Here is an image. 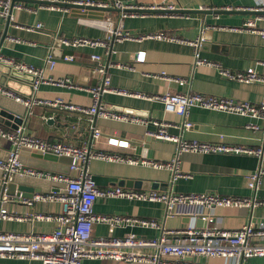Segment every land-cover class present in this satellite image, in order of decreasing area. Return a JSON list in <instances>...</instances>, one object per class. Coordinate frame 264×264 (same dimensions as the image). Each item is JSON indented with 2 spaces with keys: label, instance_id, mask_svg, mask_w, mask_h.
I'll return each mask as SVG.
<instances>
[{
  "label": "crops",
  "instance_id": "obj_1",
  "mask_svg": "<svg viewBox=\"0 0 264 264\" xmlns=\"http://www.w3.org/2000/svg\"><path fill=\"white\" fill-rule=\"evenodd\" d=\"M59 2L66 0H58ZM111 2V0H102ZM125 3L143 6H161L166 9H204L241 8L244 10L264 8V0H123ZM22 8H16L12 13V21L20 25L9 26L8 36L0 45V53L17 61L41 66L44 58L50 54L56 64L53 68L44 70L46 81L34 91L33 96L44 101H54L62 98L68 103L91 105L92 94L88 88L97 84L98 76L94 73L92 53H99L108 65L111 84L115 88L141 90L148 93H165L187 91L223 96L252 103L264 102V83H244L230 80L221 75L216 66L207 64L194 65V49L191 44L170 42L155 38H128L110 42L112 52L106 54L103 47H67L56 44L57 36L90 38H105L106 28L99 24L110 18L114 27L125 33L146 35L157 31H173L179 36L193 40L199 34L202 25L205 26V42L201 49V56L221 64L231 70H245L256 66L262 70L259 61H264V36L259 32L233 29L241 27L245 21L258 14L245 13H141L121 17L118 11H98L59 5H47L41 0L17 1ZM114 7V6H112ZM116 8V7H115ZM147 8V7H146ZM159 8V7H156ZM7 17L0 16V34L6 27ZM41 24L42 28H37ZM258 27L264 30V20L258 22ZM33 28V29H32ZM145 51L143 61L136 60V53ZM72 55V61L64 60V56ZM122 64V66H117ZM181 77L189 80L187 87L179 85L174 80L162 75ZM70 78V84L57 82L60 78ZM50 79V80H49ZM17 89L8 88L17 94L29 98L32 91L27 80L20 78ZM0 85L4 86L0 83ZM5 87V86H4ZM103 100L121 113L137 115L148 120L147 124H137L111 119H97V125L103 135L97 147L99 150L120 153L141 160L171 161L176 154V143L148 135L155 130L152 120H167L175 124L168 131L189 140L205 142H227L250 147H259L264 143V121L249 116L210 110L203 107H192L188 120L194 123L191 129L183 128L184 118L174 113H165L159 102L134 98L114 92H106ZM0 104L9 110L23 116L27 132L48 140H65L75 145H82L92 139V129L87 117L71 110L61 109L45 103L36 105L33 114L28 116L26 106L0 93ZM254 122L259 129H251L247 124ZM21 124V125H22ZM5 130H14L11 124L0 123ZM20 126V125H19ZM116 136L129 141L128 147L108 145L106 137ZM149 139V147L143 155H136L135 141ZM12 143L0 135V154L5 155L12 149ZM31 156L29 152L28 157ZM178 169H158L147 165H134L92 159L88 169L96 184L101 188L122 186L121 178H147L167 183V189L180 193L214 191L222 195L254 196V191L247 184L248 175L258 170L261 158L257 155L237 153H195L183 151L179 154ZM68 166L66 162H56ZM42 168V167H38ZM47 169V168H42ZM50 170V169H48ZM52 170V169H51ZM54 171V170H53ZM60 172V171H59ZM28 177V176H26ZM18 185H26L33 190L47 192L63 185L46 179L16 177ZM133 190H152L145 188H129ZM1 183L0 171V190ZM37 192V191H36ZM11 195V194H10ZM257 198L264 200V176L256 191ZM11 210L20 215H35L37 213H58L62 206L60 202H37L33 206L25 204L19 194L13 195ZM94 211L99 214L134 215L155 218L161 222L165 220L167 227H181L196 220L186 221V217L165 219V208L160 202L129 200L125 198L99 197L94 204ZM215 224L227 229H236L246 223L257 225L264 221V206L252 207H220L214 211ZM0 227L13 231L50 232L56 227L54 221L23 220L1 221ZM108 225L96 223L94 236L108 234ZM134 232L141 237H155L161 233L160 229L140 226H120L115 234L122 236ZM264 242V239L261 240ZM206 262V259H200ZM214 264H223L224 259L209 260ZM0 264H43L39 260L0 258ZM83 264H123L112 260L86 259ZM243 264H264V256L252 257Z\"/></svg>",
  "mask_w": 264,
  "mask_h": 264
},
{
  "label": "built area",
  "instance_id": "obj_2",
  "mask_svg": "<svg viewBox=\"0 0 264 264\" xmlns=\"http://www.w3.org/2000/svg\"><path fill=\"white\" fill-rule=\"evenodd\" d=\"M55 2L58 0H49ZM89 6H114L119 9L125 8H156L161 6H143L125 3L123 0H66ZM12 0H0V16L6 18L10 14ZM53 5V4H50ZM22 8L17 4L16 8ZM166 8V7H163ZM173 9V8H171ZM215 9V8H214ZM229 9V8H227ZM255 10H264L257 7ZM121 17L141 14L139 12L121 11ZM264 20V14H258L250 18L239 28L259 32L264 36V30L258 27V22ZM106 28L105 38H90L84 36L56 38L67 47H103L106 54L112 52L110 42L128 38H155L170 42L188 43L194 49V65L207 64L216 66L221 75L230 80L244 83H264V61H259L262 70L256 66H250L245 70H231L219 63L201 56V49L205 42V26L202 25L200 34L193 40L185 39L173 31H157L146 35H135L124 32L114 27L110 18L99 22ZM37 28H42L37 24ZM33 29V28H32ZM1 39V34H0ZM146 52L136 53V60L143 61ZM72 55L64 56V60L72 61ZM94 61V73L98 76L97 84L88 88L92 94L91 105H79L68 103L62 98L54 101H42L35 96L23 97L16 92L0 85V93L23 103L28 116L33 114L36 105L45 103L65 110H71L83 114L90 122L93 132L90 142L75 145L65 140H48L27 132L26 125L22 124L14 130H5L0 126V135L12 143V149L7 158L0 157L1 183L0 190V220L23 221L45 220L54 221L56 227L50 232H41L30 229L28 231L5 230L0 227V258L39 260L43 264H83L86 259L112 260L123 264H214L209 260L224 259L223 264H243L252 257L264 256V221L257 225L246 223L236 229H227L215 224L214 211L220 207H252L264 206V200L257 198L256 191L264 176V165L261 161L258 170L248 175L247 184L255 193L254 196H231L222 195L214 191L180 193L159 190H133L122 186L99 187L88 169L92 159H103L120 163L147 165L158 169H178L179 154L183 151L195 153H237L257 155L261 158L264 153V143L259 147H250L227 142H205L196 139L189 140L182 136L173 135L168 128L175 126L174 123L163 120H152L155 130L149 131L148 135L176 143V154L171 161L141 160L120 153L99 150L97 145L102 138V129L97 125V119H111L137 124H147L148 120L137 115L121 113L111 104L103 100L106 92H114L134 98L146 99L162 104L165 113H174L184 118L182 127L191 129L194 123L188 120L192 107L199 106L210 110L225 111L249 116L264 121V102L252 103L250 101L236 100L233 98L215 96L199 92L187 91L148 93L141 90L115 88L111 84V75L108 65L99 53H92ZM0 61L14 66L20 71H27L35 75L34 89L39 88L46 81L44 70L53 68L56 60L48 54L41 66H34L0 53ZM122 66V64H117ZM163 76L167 74L162 73ZM181 86L187 87L190 83L186 78L171 77ZM50 80V79H49ZM57 82L70 84L71 79L60 78ZM248 128L259 129L254 122L247 124ZM108 145L128 147L129 141L116 136L106 137ZM30 149V152L39 151L42 154L50 153L62 157H70L68 164L69 173L42 169L25 164L21 160L22 150ZM34 177L46 179L62 184L47 192H35L32 197H24L22 201L33 206L37 202H60L62 209L58 213H37L20 215L11 210L13 196L7 193V186L14 182L16 177ZM99 197L125 198L129 200H144L160 202L165 208V219L173 217H189L193 222L202 218L206 224L197 226L188 223L185 226L167 227L163 222L155 218L139 217L122 214H99L94 211V204ZM105 223L108 225V234L94 236V225ZM120 226H140L145 228L160 229L158 236L147 238L141 237L134 232L122 236L115 234V229ZM200 259H206V262Z\"/></svg>",
  "mask_w": 264,
  "mask_h": 264
},
{
  "label": "water",
  "instance_id": "obj_3",
  "mask_svg": "<svg viewBox=\"0 0 264 264\" xmlns=\"http://www.w3.org/2000/svg\"><path fill=\"white\" fill-rule=\"evenodd\" d=\"M17 1H29V0H12L11 10L10 14L7 16L6 21V27L2 33L1 39H0V45L1 41L3 42L5 38L8 36V30L10 24L12 21V13L15 9V6L17 5ZM41 3L50 5H59V6H65V7H72V8H80V9H87V10H100V11H124V12H139V13H160V14H181V13H215V14H221V13H235V14H245V13H254L256 14H264V10H255L253 8L251 9H244L241 10V8H222V9H216V10H210V8H204V9H166V8H145V9H138V8H125V9H119L112 6L103 7V6H89V5H83L79 4L77 2H71V1H55L50 2L49 0H41ZM23 7V6H22ZM13 24L20 25L18 23L13 22ZM56 44H60L61 42L58 40L55 42ZM20 78H25L27 80L30 90L32 91L30 97L33 96V93L35 91L34 89V80L35 75H33L30 72L27 71H20L16 69L14 66L0 61V83L3 84L5 87L17 89L16 85L19 84ZM13 122L14 128L17 129L19 125H21L24 122L23 116L19 115L18 113H15L8 108L4 107L2 104H0V123L5 124H11ZM149 139H140L135 141V153L136 155H143L147 152L148 145H149ZM30 152V149L24 148L22 150L21 160L28 165L35 166V167H42L47 169H52L54 171H60L63 173H69V166L61 165L56 162H66L70 163L71 158L70 157H62L57 156L50 153H44L42 154L39 151L31 152V156L28 157ZM147 154H149L147 152ZM9 155V152H7L5 155L3 153L0 154V157L7 158ZM261 161L264 165V153L261 156ZM120 185L129 187V188H145V189H167V183L161 182L159 180H153V179H147V178H128L123 177L121 178ZM40 192V190H33L32 188L26 186V185H18L15 182H11L7 186V193L13 195L14 193L21 194L24 197H32L35 192ZM186 221L189 222L190 218L186 217ZM206 222L202 218L196 219V225L202 226L205 225Z\"/></svg>",
  "mask_w": 264,
  "mask_h": 264
},
{
  "label": "rangeland",
  "instance_id": "obj_4",
  "mask_svg": "<svg viewBox=\"0 0 264 264\" xmlns=\"http://www.w3.org/2000/svg\"><path fill=\"white\" fill-rule=\"evenodd\" d=\"M27 180H32L34 177H25Z\"/></svg>",
  "mask_w": 264,
  "mask_h": 264
}]
</instances>
